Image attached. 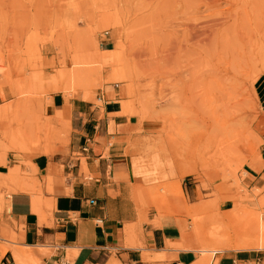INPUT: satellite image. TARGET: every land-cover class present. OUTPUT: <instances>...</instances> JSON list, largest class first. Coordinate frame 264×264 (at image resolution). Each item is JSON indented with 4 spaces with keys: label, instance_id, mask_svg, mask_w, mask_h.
Here are the masks:
<instances>
[{
    "label": "rangeland",
    "instance_id": "1",
    "mask_svg": "<svg viewBox=\"0 0 264 264\" xmlns=\"http://www.w3.org/2000/svg\"><path fill=\"white\" fill-rule=\"evenodd\" d=\"M79 66L90 83L73 89L67 77ZM260 78L264 0H0V164L14 153L53 154L68 144L60 113H45L48 95L89 99L102 91L158 125L141 150H165L184 178L138 189V206L185 216L197 238L227 222L225 202L230 218L257 231L221 246L197 238L199 257L208 263L217 251L263 250ZM250 164L259 168L255 177L245 171ZM16 173H0V214L17 189ZM1 238L0 251L16 248ZM241 239L253 241L239 247Z\"/></svg>",
    "mask_w": 264,
    "mask_h": 264
},
{
    "label": "crops",
    "instance_id": "2",
    "mask_svg": "<svg viewBox=\"0 0 264 264\" xmlns=\"http://www.w3.org/2000/svg\"><path fill=\"white\" fill-rule=\"evenodd\" d=\"M254 89L264 113V79ZM45 99L46 115L60 113L69 142L53 154L14 153L0 164L1 174L17 168V189L0 214L1 239L24 254L17 263L14 248L2 247L0 264H197L189 219L146 212L135 200L138 189L184 179L165 150H141L158 125L138 120L102 91L89 99L62 93ZM248 168L255 177L259 168ZM191 196L197 203L194 187ZM205 264H264V249L217 251Z\"/></svg>",
    "mask_w": 264,
    "mask_h": 264
},
{
    "label": "bare ground",
    "instance_id": "3",
    "mask_svg": "<svg viewBox=\"0 0 264 264\" xmlns=\"http://www.w3.org/2000/svg\"><path fill=\"white\" fill-rule=\"evenodd\" d=\"M80 67L79 66V70H75V71H71V73L69 74V76L67 77V81H68V84L70 85V88H76V87H80V86H83L84 84H86V82H89L90 81H87V75L89 73V71H86V69H84V71H82V69L80 70ZM86 71V73H85ZM87 74V75H86ZM91 75V74H90ZM91 79V78H90ZM88 80H89V77H88ZM87 95L88 94H84L82 95L83 98H87ZM238 113V112H237ZM250 199V198H249ZM251 200V199H250ZM208 206V205H207ZM204 206L201 207V209L203 208ZM207 209V208H206ZM219 209V208H218ZM224 214H226L227 216V222L223 221V219L219 216V219H217V221H219V223L217 222V225H214L213 228H209L211 229L210 231H207V232H204V231H197V238L199 239H204L207 241V244H212V246H221L223 244H225L231 237V235H234V236H241V237H247L249 235H251L253 233V231L255 230L253 228V226H251V224H247V227H244L243 225H240L239 223H237L236 221H234L232 219V216L231 218L227 215V213H225L224 211H222ZM220 215V213L218 214ZM249 215V214H248ZM258 216V214H256ZM260 217V216H259ZM217 218V217H216ZM244 219V218H243ZM253 221V219H251ZM250 220V221H251ZM258 220V218H257ZM240 221V220H239ZM244 221V220H243ZM242 221V222H243ZM251 221V222H252ZM255 221V220H254ZM216 222V221H215ZM214 223V222H213ZM254 224V223H252ZM257 224V223H256ZM202 227V226H201ZM260 229V228H259ZM206 231V230H205ZM257 231V230H255ZM256 234V233H255ZM252 236V235H251ZM255 236V235H254ZM257 236V235H256ZM234 238V237H233ZM256 241V237H253ZM242 241H240L241 243L239 244L240 246L239 247H244V246H249L251 245V242L249 241H253V239L251 240H246V239H241ZM254 240V241H255ZM239 241V240H238ZM198 243V242H197ZM239 243V242H238ZM256 243V244H255ZM258 243H260L259 241L258 242H254V244L256 245V247H258ZM259 249H263L264 246H262V243H260ZM198 252L201 254V253H206L208 250L205 249V248H202V249H197ZM210 251V250H209ZM26 252V251H25ZM4 254V250L2 249L0 251V257ZM202 255V254H201ZM13 256L16 260L17 263H21L23 260V252L22 250L18 249L17 247L13 249ZM205 257L204 256H201L199 257L198 259V263L197 264H205ZM25 260V259H24ZM24 262V261H23Z\"/></svg>",
    "mask_w": 264,
    "mask_h": 264
},
{
    "label": "trees",
    "instance_id": "4",
    "mask_svg": "<svg viewBox=\"0 0 264 264\" xmlns=\"http://www.w3.org/2000/svg\"><path fill=\"white\" fill-rule=\"evenodd\" d=\"M261 80H263V78H260Z\"/></svg>",
    "mask_w": 264,
    "mask_h": 264
}]
</instances>
